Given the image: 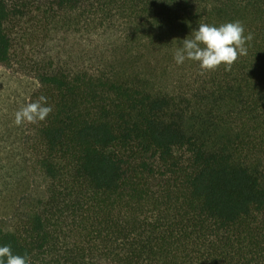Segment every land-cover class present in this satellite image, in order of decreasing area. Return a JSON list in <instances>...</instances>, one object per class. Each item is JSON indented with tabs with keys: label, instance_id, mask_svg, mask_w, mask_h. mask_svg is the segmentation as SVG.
Wrapping results in <instances>:
<instances>
[{
	"label": "trees",
	"instance_id": "obj_1",
	"mask_svg": "<svg viewBox=\"0 0 264 264\" xmlns=\"http://www.w3.org/2000/svg\"><path fill=\"white\" fill-rule=\"evenodd\" d=\"M233 21L252 38L230 67L175 63L198 24ZM0 67L52 107L0 152V245L31 264H264V0H0Z\"/></svg>",
	"mask_w": 264,
	"mask_h": 264
},
{
	"label": "clouds",
	"instance_id": "obj_2",
	"mask_svg": "<svg viewBox=\"0 0 264 264\" xmlns=\"http://www.w3.org/2000/svg\"><path fill=\"white\" fill-rule=\"evenodd\" d=\"M244 26L240 21L226 22L224 24L211 25L198 24L191 32V38H184L179 42L173 55L177 65L186 60L199 63L202 70H215L224 64L230 67L238 56L247 54V41L251 40V34H244ZM52 112V107L47 103V97L40 96L38 100L29 102L15 113V124L36 123L43 121ZM0 264H31L28 255L13 253L10 245H0Z\"/></svg>",
	"mask_w": 264,
	"mask_h": 264
},
{
	"label": "rangeland",
	"instance_id": "obj_3",
	"mask_svg": "<svg viewBox=\"0 0 264 264\" xmlns=\"http://www.w3.org/2000/svg\"><path fill=\"white\" fill-rule=\"evenodd\" d=\"M37 88V81L28 74L15 69L0 67V152H20V142L24 131V123L17 126L15 113L29 101L31 93ZM7 140V141H6ZM9 150V151H8Z\"/></svg>",
	"mask_w": 264,
	"mask_h": 264
}]
</instances>
